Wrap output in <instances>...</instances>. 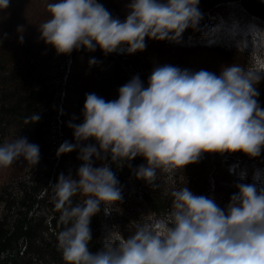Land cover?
<instances>
[{"label": "clouds", "instance_id": "9594fccd", "mask_svg": "<svg viewBox=\"0 0 264 264\" xmlns=\"http://www.w3.org/2000/svg\"><path fill=\"white\" fill-rule=\"evenodd\" d=\"M199 0H129L123 21L98 0H54L49 18L37 31L57 55L81 48L105 54L126 50L131 55L146 48L145 38L180 43L186 29L198 28ZM10 0H0V11ZM22 27L19 42L23 43ZM97 63L89 60V66ZM264 72L239 63L222 66L219 75L190 72L171 65L155 67L144 86L134 76L106 101L86 94L83 122L70 123L75 143L65 141L56 155L79 150L77 178L60 174L52 187V202L64 226L57 247L64 264H264V187L238 183L225 208L213 199L194 194L187 186L173 188L170 211L148 213L125 236L113 230L103 246L90 251V223L103 204L106 215L122 202V189L110 167L93 166L110 157L118 166L136 157L145 164L135 177L156 187L157 171L175 175L204 153H243L250 158L264 149V109L256 85ZM35 113L26 124L38 122ZM95 144L80 145L88 140ZM23 158L39 162V146L26 137L0 145V168ZM79 194L81 203L72 204Z\"/></svg>", "mask_w": 264, "mask_h": 264}, {"label": "trees", "instance_id": "16d2710c", "mask_svg": "<svg viewBox=\"0 0 264 264\" xmlns=\"http://www.w3.org/2000/svg\"><path fill=\"white\" fill-rule=\"evenodd\" d=\"M48 2L24 0V12L0 11V145L17 137H26L39 146L38 164L32 166L18 159L7 168L15 173L0 183V264H64L57 247V235L63 229L60 212L52 202V187L58 176L77 178L82 161L73 166L70 159L61 161L59 146L66 141L75 143L73 130L65 127L66 115L76 120L74 104L86 94L94 93L106 101L118 99V90L134 76L147 87L148 78L157 66L171 65L181 70H206L219 75L221 67L234 62L255 66L264 72V0H199L202 19L194 31L182 34L180 43L145 38L142 52L127 54L118 50L108 55L97 47L94 52L81 48L70 55H57L46 45L37 27L49 18ZM112 14L123 21L129 0H98ZM38 9L40 10L39 13ZM8 15V16H7ZM22 29L23 43L19 42ZM37 37L36 41H33ZM34 38V39H32ZM258 40L257 46L252 43ZM95 58L88 84L81 89L71 88L72 73L85 60ZM83 64V63H82ZM102 69L98 75L97 70ZM114 66L116 74L109 71ZM257 102L264 109V79L257 85ZM71 92V93H70ZM75 95V98L71 95ZM82 104V111L84 107ZM39 114L38 122L26 124L25 119ZM83 120L81 121V123ZM95 144L90 139L80 146ZM78 155H79V150ZM73 152V151H72ZM71 153V152H70ZM77 155V156H78ZM78 158V157H77ZM107 164L115 173L122 189V202L106 215L104 205L92 217L90 251L100 250L109 233L119 230L125 236L135 231L136 223L148 213L164 216L170 211L173 188L187 186L194 194L213 199L225 208L238 183L264 187V149L256 158L236 153H204L197 163L178 170L175 175L157 171V190L135 177V170L146 161L136 157L118 166L110 157L103 162L93 158V166ZM130 194L139 202L127 199ZM83 197H72V204Z\"/></svg>", "mask_w": 264, "mask_h": 264}, {"label": "rangeland", "instance_id": "374dc122", "mask_svg": "<svg viewBox=\"0 0 264 264\" xmlns=\"http://www.w3.org/2000/svg\"><path fill=\"white\" fill-rule=\"evenodd\" d=\"M28 2L32 1V0H27ZM33 1H39V2H48V0H33ZM24 0H10V5L7 9H5L6 11H11V10H15L17 11V13L20 12H24ZM250 2H256V0H250ZM40 10L38 9V12L39 13ZM8 16V15H7ZM35 38V37H34ZM32 38V39H34ZM37 40V37L33 40V41H36ZM258 44V40H255L252 45L253 46H257ZM105 55V54H104ZM83 64L81 63V65H79V69H75L74 72L72 73V78L70 79V87L73 89L75 88H80V93L82 95V91L81 89H84L82 88L84 85H87L88 84V76L90 75V71L89 69H91V67L89 66V63H87L86 65L84 64L85 63V60H82ZM106 67V64L100 68L99 70H97V73L98 75L100 74V72L102 71L103 68ZM110 75L111 76H114L116 74V68L114 66H112V68L110 69L109 71ZM71 93V92H70ZM74 98H75V95L71 94ZM84 103V98L82 97L78 102H76L74 104V107H76L78 109V112H77V116H76V120L73 122L70 118L69 115H66V118L65 120L63 121V124L65 127L69 126L70 123H73V124H80L81 121L83 120V115H82V104ZM64 138L66 139V141L69 142V138H68V135L64 133ZM78 151L74 150L73 152L71 153H67V154H63L61 156V161L64 162L65 160L67 159H70L71 163L73 166H76L78 164ZM16 171H14V169H8V170H2V173H0V183H2L3 181L5 182L7 179H5V176L9 173H15ZM157 176H160L157 172ZM155 185L156 187L154 189H157V190H160L161 188L158 186L160 184H158V182H155ZM127 199H132L133 202H139L137 200V198L133 197L131 194L130 196H128Z\"/></svg>", "mask_w": 264, "mask_h": 264}]
</instances>
